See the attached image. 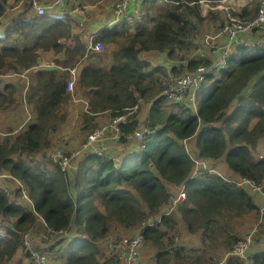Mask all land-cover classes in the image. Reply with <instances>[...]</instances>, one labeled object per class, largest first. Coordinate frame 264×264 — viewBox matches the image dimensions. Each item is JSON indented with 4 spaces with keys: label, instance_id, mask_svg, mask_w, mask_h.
<instances>
[{
    "label": "trees",
    "instance_id": "trees-1",
    "mask_svg": "<svg viewBox=\"0 0 264 264\" xmlns=\"http://www.w3.org/2000/svg\"><path fill=\"white\" fill-rule=\"evenodd\" d=\"M18 1L0 0V21L12 18L0 36V110L21 100L29 79L26 96L35 117L19 129L9 127L0 136V171L11 172L25 185L45 225L22 202L20 189L13 187L9 195L0 189L4 225H0V264H30L26 258L32 255L22 236L26 232L36 236L45 226L51 228L48 234L53 242L34 248L47 254L50 264L60 256L57 252L62 253L65 264H117L115 255L99 243L114 228L134 234L140 231L150 216L165 209L171 183L184 184L187 190L179 217L165 215L160 225L142 230L146 245L157 248L155 264H173L185 251L182 245L171 249L175 230L200 232L212 242L218 238L216 228L224 227L226 214L239 217L260 212L264 206V156L258 151L264 138V48L234 47L226 67L209 76L212 85L205 83L198 91L196 112L175 102L163 104L159 81L169 71L154 67L150 57L143 56L147 51L164 54L173 63L170 71L174 74L210 64L201 53L193 56L190 47L199 28L206 26L214 33L222 28L226 21L223 10L210 9L202 18L190 4L194 0H176L165 15H155L153 27L145 18L124 42L121 37L127 29L106 27L94 42L120 46L112 51L110 66L104 67L99 62L102 55H89L88 43L73 32L68 13L31 14L29 2L20 9L16 8ZM259 9V1L254 0L237 16L251 19ZM45 45L63 51V70L41 65L40 51ZM89 56L95 59L81 62ZM75 65H80L78 84L90 94L89 108L83 114L87 132L96 128L95 118L101 112L109 110L116 115L141 100L151 104L146 115L131 117L130 124L123 127L124 133H131L134 125L140 124L146 133L144 147L139 141L140 149L120 167L112 157L97 154L79 161L75 172L45 162L54 132L67 119L63 108L71 100L67 84ZM21 68L30 71V78L23 77ZM153 77L158 87L151 92ZM203 122L210 124L200 128ZM186 138L193 144V158H223L230 172L239 177L233 179L217 171L195 173L194 160L182 142ZM122 140L127 138L122 136ZM245 177L262 186L263 192L242 185ZM241 239L237 237L234 245ZM248 256L252 264H264V215ZM226 264H243V259L229 256Z\"/></svg>",
    "mask_w": 264,
    "mask_h": 264
},
{
    "label": "built area",
    "instance_id": "built-area-1",
    "mask_svg": "<svg viewBox=\"0 0 264 264\" xmlns=\"http://www.w3.org/2000/svg\"><path fill=\"white\" fill-rule=\"evenodd\" d=\"M29 2L31 9L38 15L47 13L48 11L54 12H67L71 17L78 20L81 27L87 25L88 22H93L96 25V31L91 36V42L88 44V51L103 52L106 50L107 45L102 41L94 42L93 39L97 37L105 27H113L116 25L123 27H134L141 23L146 15V2L150 0H98L90 2L88 0H19L16 8L22 9L26 2ZM113 1V8L109 11L110 2ZM172 1V0H168ZM254 0H194L190 4L194 5L202 18L209 15L210 9L223 10L226 21L222 28L214 35L206 37V45L209 49L208 56L210 64H202L196 67L194 71L185 72L181 74H174L169 71L161 77L159 81L161 85L160 95L175 103L181 104L186 107L197 109L198 91L202 85L207 81L210 75H214L218 70L223 69L227 65L228 57L234 47L237 46H252L264 48V38L254 35L255 33L264 32V0H258L260 3L259 12L251 19H242L237 16L238 13L252 3ZM15 3L16 0H10ZM174 3L176 0H173ZM19 9V10H20ZM108 15L106 16V13ZM4 26L0 21V36L3 34ZM225 37V42H218ZM61 50L55 47H47L44 49L46 54H58ZM207 54V53H206ZM217 56V58H216ZM55 65V63H54ZM76 73V69H73ZM75 81L70 79L67 88L72 91L74 89ZM141 106L140 102L126 108L125 111L111 115L107 119L98 123L96 128L88 132L86 140L71 152H67L68 148L61 146H52L49 152V157L46 158L47 162L58 163L63 170L73 171L77 168L80 160L91 154L107 155L115 159V164L120 167L119 159L111 151L109 139L115 138L117 142L122 144L121 137L141 139V148L144 147L143 139L146 129L139 125H134V130L131 133H124V125L130 124V118L139 111ZM200 123V127H206L210 123ZM139 141V140H138ZM185 149L190 153L193 158V147L190 138L183 141ZM262 157V156H261ZM194 171L200 173L201 171H214L210 159H201L194 157ZM211 165V166H210ZM4 182V183H2ZM242 185L247 184L251 191L263 192V187L254 182L251 178H242ZM13 187L20 189V195L23 202H25L36 215L44 223V218L40 216L35 208L33 200L29 197L25 185L9 171H0V188L8 195L12 193ZM187 197V190L185 185L178 186L173 189L167 198L165 209L157 216H150L143 224L142 229L132 236L126 234H111L109 233L103 241L107 239L105 248L115 255L117 264H146L143 262V252L147 248L146 238L143 229L148 226L160 225L162 217L170 215L179 209L180 203ZM264 207V206H263ZM262 209V208H261ZM264 215V209L261 211V217ZM3 225L2 217H0V225ZM45 225V223H44ZM45 234L43 238H49L48 232L52 231L50 227H44ZM258 231L252 230L247 233L243 239L239 240L225 255L213 264H226L229 256H236L243 259V264H252L248 256V252L254 249V235ZM66 232L60 230V233ZM179 232L175 231V243L171 246L173 251L180 247ZM24 243L29 253L32 255L33 264H49L48 256L41 253L35 248H30L31 241L29 239V232L22 236ZM50 239V238H49Z\"/></svg>",
    "mask_w": 264,
    "mask_h": 264
},
{
    "label": "crops",
    "instance_id": "crops-1",
    "mask_svg": "<svg viewBox=\"0 0 264 264\" xmlns=\"http://www.w3.org/2000/svg\"><path fill=\"white\" fill-rule=\"evenodd\" d=\"M51 11V10H50ZM53 12V11H51ZM28 13V12H27ZM33 13H35L33 11ZM108 15V12L106 13V16ZM69 20H70V24L72 26V30L74 33H77L79 36H81L82 40L86 43H90L91 42V36L95 33L96 31V25L93 22H88L87 25L85 24L84 27H81L78 24V20L74 17H71L70 15H68ZM11 19H7L6 21H1L3 23L4 29L6 30L7 26L11 24ZM254 35L256 36H264V32L261 33H255ZM123 37V36H122ZM121 37V38H122ZM225 37H223L222 39H220L218 42L220 43H224L225 41ZM14 42H17L18 44L22 45L23 42H20L17 38H13ZM115 44V47L113 49H109L111 47V45ZM107 45V53H109L110 51V55L108 56H104L102 55L103 52H96V51H88L89 55H91L92 53H97V54H101L102 55V59H99V62L102 66L104 67H109L111 64V54L112 51L119 48L120 44L118 43H111V44H106ZM48 46H44L42 48V51H40L42 53V60H41V65L42 66H48V67H53V68H58L59 70H63L64 67L62 66L64 63V59H65V55L63 53V51L61 50L60 53L58 54H46L44 53V49L47 48ZM88 49V48H87ZM206 50V53L208 54L209 50L207 51V49H203V51ZM146 53H149V55L153 52L151 51H147ZM159 53V52H157ZM156 54V53H155ZM160 56H162L161 61H163L164 63L168 64L165 65V68L169 67L171 68V66L173 65V63L168 60L167 57H165L164 54H159ZM217 58V56H216ZM95 58L94 57H86L84 58L81 62H83L84 64L93 61ZM149 60L151 61V58H149ZM55 63V65H54ZM152 63V62H151ZM73 69H76V73H73ZM22 70V69H21ZM71 76L70 79H74L75 84H74V91L71 94V100L66 103L64 105V110L68 112L67 115V119L66 121L62 124V128L57 131L54 132L53 134V139H52V143L54 140L58 141L59 143H61L62 145V140H64L65 145L66 146H77L78 144L81 145V143H79V138L78 136L83 135V133H86L87 131L83 128V114L86 112V110L89 107V98H90V94H89V89L87 88H82L80 87V85L78 84L77 80H78V76L80 73V65H75L71 68ZM22 72H24L23 77H26L27 79L30 78V71L27 70H22ZM185 72V71H183ZM15 76V74H14ZM5 80L8 79V76L4 78ZM27 82V81H26ZM28 83H29V79H28ZM208 84V83H207ZM68 91V88H67ZM21 103H25V106H23V108L26 110L27 114H31L32 117H34L35 113H34V109H33V105L30 104L27 100V96L24 95V93H22V98L20 100ZM150 107V103L148 104ZM29 106V107H28ZM145 110L148 108V106H144ZM149 110V108H148ZM147 110V112H148ZM1 112V111H0ZM111 116V112L109 110L101 112L97 115V117L95 118V120L99 123L105 119H107L108 117ZM140 115H138L139 117ZM28 118V117H27ZM27 120V119H26ZM25 121V120H24ZM2 120L0 119V125L2 124ZM24 123V122H23ZM23 123L21 125H19V128L23 125ZM203 127V126H202ZM16 128V129H19ZM0 130H2L0 128ZM6 131V130H3ZM88 133V132H87ZM109 143L111 145L112 148V152L116 155V157L119 159V162H121V164L123 163L122 161H125L129 156L133 155L136 151H138L140 149L139 146V141L135 140L133 138H127L126 141L122 140V144H120L119 142H117V140L115 138H111L109 139ZM264 146V138L262 139V144L261 146ZM63 146V145H62ZM260 146V147H261ZM259 151V149H258ZM223 158L220 159H210L212 160L213 164H215V162L217 164H215V170H217V172L219 171L220 173H224L227 176H230L231 178H235L237 179L239 177L238 174H234L232 172H230V170L228 169V166L226 165V163H222V162H218L219 160H221ZM212 164V163H211ZM169 186H172L173 189H175L178 185L177 184H168ZM172 189V190H173ZM169 196V195H168ZM179 217V216H178ZM119 228H122L119 225ZM120 230V229H118ZM202 234L200 232L192 234V233H188V232H184L182 234V242L184 243L182 244V247H185V251L183 252L181 257L178 258H174L173 259V264H212L214 261H212L213 259H215V257H207L204 254L208 251V247L210 242L205 245V253L203 254H195L194 251H199V250H194V249H198L200 246L198 245V242L200 241V236ZM33 236V235H32ZM190 236H198L199 238L195 240V243L193 241V239ZM216 240V239H215ZM212 241L211 243L215 242ZM150 247L152 249V253L149 255H143V262L146 264H155L154 260H155V255L157 253V248L153 245L147 246V248ZM228 249H224L223 253L220 254H225L227 252ZM195 254V255H190L189 254ZM219 257H216V259L219 260ZM210 260V262H206ZM212 261V262H211Z\"/></svg>",
    "mask_w": 264,
    "mask_h": 264
},
{
    "label": "rangeland",
    "instance_id": "rangeland-1",
    "mask_svg": "<svg viewBox=\"0 0 264 264\" xmlns=\"http://www.w3.org/2000/svg\"><path fill=\"white\" fill-rule=\"evenodd\" d=\"M91 2H93V1H91ZM174 5H175V3L173 2V0L172 1H168V0H150V1H147L146 2V9L150 8L151 13L149 15L147 14L145 18L149 19L150 27H153L154 24H155V19H156L155 15H158V14L165 15L167 13L168 9L173 7ZM15 12H16V10H14L13 14H15ZM132 28H133V26L130 27V29L128 28L126 30L127 32L125 31L126 33L121 38L122 42L127 40V34H129L130 32L133 31ZM198 32L199 33L194 36V42L192 43V45L190 47V49L193 52V56H195V57H197V55L199 53H201L200 50H203L204 48L207 47V45H206V37L208 35L214 33L211 29H209L206 26H203V27L199 28ZM114 47H115V44L111 45V47L109 49L111 50ZM102 55L108 56V55H110V51H109V53H107V50H106L104 53H102ZM143 56L145 58H149L150 57L152 65L154 67H158V68L160 67L162 69H165V65L168 66V64H166L163 61H161L162 56H160L158 54H150L149 55V53L145 52V53H143ZM160 64H162V65H160ZM166 69H167V71H170L169 67H167ZM156 73H157V75H160L162 72L160 70L159 72H156ZM211 85H212V82H210L208 80V86H211ZM157 87H158V84H157L156 78L153 77V81L150 83V87H149L150 91L151 92L155 91ZM173 103L174 102H171V101L167 100L166 98L163 101V104H173ZM23 106H25L24 103L17 102L13 106L8 107L7 109H2L1 110L0 119L3 122L0 125V128L2 130H6L7 131L9 127L19 128V125H21L23 122L24 123L27 122L26 119L28 117V114H27L26 110L23 108ZM143 106H149V105H147V103H145V104H143ZM168 107H170V106H168ZM144 110H145L144 107L140 108L138 114L140 116L146 115L148 108L146 109V111H144ZM87 136H88L87 132L83 133V135H81V136H78V137H80L79 138V140H80L79 143L82 144L86 140ZM52 139H53V137H52ZM137 139L139 141L141 140L139 138H137ZM60 142H62L63 146L58 141L54 140L53 141L54 147L59 145V146L64 148L66 146L64 140H62ZM190 142H191V140H190ZM191 144H192V142H191ZM79 146H80V144H78L77 146H69L66 151L67 152H71L74 149H77ZM192 147H193V144H192ZM259 152H262L260 154V156H264V146L263 145L259 148ZM38 158H40V156H38ZM218 162L225 163V160L221 159ZM211 163H212L211 165L215 168L213 162H211ZM215 164H217V163L215 162ZM2 183H4V182H2ZM259 205L260 204H258V206ZM263 209H264V207H262L260 212L257 211V210L256 211H251V212H249V213H247L245 215L239 216V217H235L232 214H226L225 220L222 221L224 227L221 230L216 228V233L218 234V238L215 240V242L209 244V247H208L209 249L205 253L206 250H205L204 247H205V245H207L211 241L207 237H205V239H203V237L201 235L200 236V241L201 242H198V245L200 247L198 249H194V250H199V251H194L195 254L198 255V254L205 253L204 255L209 257V258H210V256L211 257H215V259H213L212 261H214V260L218 261V259H216V257L220 256V259H221L225 254L222 255L220 253H223L224 249H228L229 250L234 245L237 237L238 238H242V237L246 236L247 233H250L252 230H256V227L258 228V225L260 223V218H261V211ZM38 219L42 222V220L39 218V216H38ZM257 219H259V220H257ZM110 233L111 234H126V236H132V235H134L135 231H133V232L132 231H126L125 232L124 230H118L117 228H114ZM44 234H45V231H44L43 227L41 228L40 232L37 231V235L36 236H32V234H30L29 235V239L31 241V245H30L31 247L30 248H34V246L36 244L49 245V244H51L53 242V240H51L49 238L47 240H45L43 238ZM179 236H180V240H179L180 244H184V243H181L182 242V232L179 234ZM190 237L193 239L194 242H195L196 239L199 238L198 236H190ZM46 242H47V244H46ZM106 242H107V239L105 241H101L99 243V245L105 246ZM26 249H28V248L26 247ZM57 253L60 254V256H58V257L55 256L53 261H51V262L53 264H65V262L62 260V253H60V252H57ZM151 253H152V249L150 247H148V248H146L144 250V252L142 254L143 255H149ZM195 254H191L190 253L189 257H190V255H195ZM19 255H21V254H19ZM21 256H23V255H21ZM25 257H26V255H25ZM26 260L30 264H33V259L31 258V256L28 255V259L26 258ZM49 261H50V259H48V263L50 264ZM206 262H210V260H208Z\"/></svg>",
    "mask_w": 264,
    "mask_h": 264
},
{
    "label": "clouds",
    "instance_id": "clouds-1",
    "mask_svg": "<svg viewBox=\"0 0 264 264\" xmlns=\"http://www.w3.org/2000/svg\"><path fill=\"white\" fill-rule=\"evenodd\" d=\"M88 1H90V2H91V1L96 2V1H98V0H88ZM111 2H112V1H111ZM111 2H110V3H111ZM146 11H147V9H146ZM34 12H35V11H34ZM48 12H49V11H48ZM32 13H33V11L31 12V14H32ZM66 13H67V12H66ZM146 13H147V12H146ZM35 14H37V13H35ZM68 15H69V14H68ZM113 27H114V26H113ZM134 27H135V26H134ZM105 28H106V27H105ZM105 28H104V29H105ZM128 28L130 29V27H124V29H128ZM104 29H103V30H104ZM103 30L100 32V34L103 32ZM4 34H5V29H4L3 34H2L1 36H3ZM100 34H99V35H100ZM214 34H215V33L210 34V35H214ZM99 35H98V36H99ZM98 36H97V37H98ZM93 41H94V39H93ZM204 49H205V48H204ZM206 49H207V51L209 50L208 47H206ZM232 50H233V49H232ZM200 51H201V54L209 60V56H208V54H206V50H205V51L200 50ZM231 52H232V51H231ZM209 61H210V60H209ZM200 65H202V64H200ZM198 66H199V65H198ZM195 69H196V68H195ZM23 70H24V69H23ZM21 71H22V70H21ZM186 72H191V71H186ZM182 73H185V72H182ZM180 74H181V73H180ZM23 75H24V73H23ZM208 78H209V77H208ZM205 83H206V84L208 83V79H207V81H206ZM205 83H204V84H205ZM28 85H29V83H27V85L25 86V89H24V92H23L24 95H26V90H27ZM199 90H200V89H199ZM73 91H74V89H73L72 91L68 90V92H71V93H72ZM160 96H161V95H160ZM167 100H168V99H167ZM169 101H170V100H169ZM17 102H20V101H17ZM138 102L141 103L140 108L144 107L143 104L146 103L144 100H141V101H138ZM143 102H144V103H143ZM171 102H173V101H171ZM24 105H25V103H24ZM133 105H134V104H133ZM147 105H148V104H147ZM131 106H132V105H131ZM129 107H130V106H129ZM88 108H89V107H88ZM127 108H128V107H127ZM148 108H149V106H148ZM190 108H191V107H190ZM192 109H193V108H192ZM87 110H88V109H87ZM87 110H86V111H87ZM125 110H126V109H125ZM125 110H124V111H125ZM139 110H140V109H139ZM193 110H194V112L197 111V109H196V110L193 109ZM0 111H1V110H0ZM138 112H139V111H138ZM138 112L136 113V116H137V117H138V115H139ZM34 113H35V112H34ZM134 116H135V115H134ZM34 117H35V115H34ZM34 117H32L31 114L29 113V114H28V118H27V122H25L21 127H23V126L26 125L27 123L31 122V121L33 120ZM132 117H133V116H132ZM135 125H136V124H135ZM138 125H139V124H138ZM21 127H20V128H21ZM200 128H201V127H200ZM5 132H6V131L0 130V136H1V135H4ZM89 132H90V131H89ZM140 142H141V141H140ZM141 143H142V142H141ZM52 146H54V144H53ZM68 147H69V146H65L64 148H68ZM114 160H115V159H114ZM80 161H81V160H80ZM45 162H47V161H45ZM122 162H124V161H122ZM211 162H212V160H211ZM115 163H116V162H115ZM78 164H79V162H78ZM78 164H77V168H78ZM120 165H121V162H120ZM212 167H213V166H212ZM77 168H76V169H77ZM213 168H214V167H213ZM76 169L73 170V171L75 172ZM214 171L216 172L217 170H214ZM13 175H14V174H13ZM180 186H181V185H180ZM177 187H178V186H177ZM177 187H176V188H177ZM185 187H186V186H185ZM176 188H175V189H176ZM0 189H2V188H0ZM31 199H32V198H31ZM183 201H184V200H183ZM22 202H23V201H22ZM23 203H25V202H23ZM25 204H26V203H25ZM180 204H181V203H180ZM26 205H27V204H26ZM179 208H180V205H179ZM261 208H262V207H261ZM260 210H261V209H260ZM160 213H161V212H160ZM173 214H177V215L179 216V209H178L177 211H175ZM162 218H163V217H162ZM175 231H176V230H175ZM178 232H179V231H178ZM121 233H122V232H121ZM108 234H109V233H108ZM108 234H107V235H108ZM102 241H103V240H102ZM181 245H182V244H181Z\"/></svg>",
    "mask_w": 264,
    "mask_h": 264
},
{
    "label": "water",
    "instance_id": "water-1",
    "mask_svg": "<svg viewBox=\"0 0 264 264\" xmlns=\"http://www.w3.org/2000/svg\"><path fill=\"white\" fill-rule=\"evenodd\" d=\"M113 5H114V2L112 1L111 3H110V5H109V11L108 12H110V10L113 8ZM22 70H23V68H21Z\"/></svg>",
    "mask_w": 264,
    "mask_h": 264
}]
</instances>
